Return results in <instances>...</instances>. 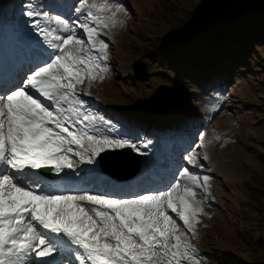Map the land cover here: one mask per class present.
<instances>
[{"label":"rangeland","instance_id":"obj_1","mask_svg":"<svg viewBox=\"0 0 264 264\" xmlns=\"http://www.w3.org/2000/svg\"><path fill=\"white\" fill-rule=\"evenodd\" d=\"M44 1L7 0L4 4L0 0V18L14 20L28 6L37 9L44 28L52 31L57 26L54 22L49 24L44 14L60 15L70 27L76 26L77 38L84 39L85 46H89L84 30L79 27L88 20V8L82 0H61L60 7H54V0ZM94 2L102 4L105 0H88L89 5ZM107 2L110 10L95 14L111 17L116 7L123 9L115 16L118 23L109 22L108 28L92 24L97 27V49L92 54L100 57V63L108 71L96 79L84 76L75 93L83 101L81 115L67 112L65 115L78 121L76 127L90 130V134L97 132L129 140L136 145L134 150L138 149L141 160L146 157L144 166L148 170L150 163L157 164L164 156L162 135L170 133L166 131H172L173 124L194 126L195 134L185 131L173 138L174 145L183 144V149L179 150L181 157L172 183L179 180L182 186L193 187L183 177V169L188 168L200 183L194 191L203 211L197 214L191 228L183 225L171 210L169 215L186 232L203 264H264V49L252 47L249 54L235 55L226 60L227 64L221 57L204 54L203 44L193 42L195 14H190L195 12V5L198 11L202 7H214L213 0ZM53 35L66 36V33L61 30ZM156 35L158 39H154ZM100 42L107 45L106 50H99ZM175 43L177 47L171 46ZM166 44L170 47L161 46ZM185 46L189 49H184ZM195 49L199 51L197 58H193ZM206 57L203 70L195 72ZM187 58L194 59L193 65L190 66ZM134 63L140 65L137 73L146 74L147 79L139 80L135 76ZM214 68L216 72L211 73ZM211 74L221 75L216 79ZM83 115L90 119L79 122ZM133 137L137 138L134 142ZM72 147L82 151L78 146ZM193 153L195 162L189 164L188 157ZM74 168L80 175V171L88 169V164L79 158ZM204 177L209 179L204 181ZM144 179L142 184L147 186L146 180H156L151 175H145ZM140 192L108 196L135 198ZM91 194H105V191ZM205 255L209 259H203ZM32 259L30 254L26 264H31ZM182 264L190 262L182 261Z\"/></svg>","mask_w":264,"mask_h":264},{"label":"snow or ice","instance_id":"obj_2","mask_svg":"<svg viewBox=\"0 0 264 264\" xmlns=\"http://www.w3.org/2000/svg\"><path fill=\"white\" fill-rule=\"evenodd\" d=\"M82 3L88 8V20L79 27L89 46L77 38L76 26L70 27L60 15L44 14L49 24L57 26L52 31L34 19L33 29L57 54L26 76L21 85L0 93V264H26L30 254L55 261L54 254L65 248L72 264H200L186 232L168 211L188 228L203 211L194 191L200 183L188 168L183 169V177L193 187L176 180L167 190L135 198L117 199L89 192L56 194L44 191L46 185L42 188L38 170L59 174L74 169L72 155L91 164L106 150L136 148L127 139L90 134L65 115H81L83 101L75 93L84 76L96 79L108 71L100 57L92 54L97 49V27L92 24L108 28L109 22L118 23L115 16L123 11L116 7L111 17L102 18L95 13L110 10L107 0L102 4L89 5L88 0ZM26 15L40 14L27 11ZM61 30L66 36L53 35ZM100 44L99 50H106L107 45ZM89 119L83 115L79 122ZM73 145L82 151H75ZM195 159L193 153L188 157L189 164ZM208 179L204 177V181Z\"/></svg>","mask_w":264,"mask_h":264},{"label":"trees","instance_id":"obj_3","mask_svg":"<svg viewBox=\"0 0 264 264\" xmlns=\"http://www.w3.org/2000/svg\"><path fill=\"white\" fill-rule=\"evenodd\" d=\"M213 2L214 7H202L199 11L198 5L193 6L195 12L190 14V16L195 14L192 22L195 23L193 42L203 44L204 54L221 57L227 64L226 60H230L235 55L249 54L252 47L264 49V0H213ZM157 30L158 27L156 28L158 33ZM158 37L156 35L154 39ZM177 42L179 43L178 40ZM178 43L171 46L177 47ZM161 46L170 47V44ZM184 49L189 48L185 46ZM194 52L193 58L199 57V51L195 49ZM208 57L203 58L200 64L202 66H199L200 68L195 72L203 70L204 62ZM187 59L190 66L193 65L194 59L191 62L189 58ZM257 236L262 237L261 234Z\"/></svg>","mask_w":264,"mask_h":264},{"label":"water","instance_id":"obj_4","mask_svg":"<svg viewBox=\"0 0 264 264\" xmlns=\"http://www.w3.org/2000/svg\"><path fill=\"white\" fill-rule=\"evenodd\" d=\"M135 76L139 80L147 79V75L137 73L139 64L134 63ZM103 170L111 174L114 178L121 180L136 174L141 166V154L134 151L130 146L122 149L106 150L99 156ZM48 169H41L46 177H54L55 173L47 172Z\"/></svg>","mask_w":264,"mask_h":264},{"label":"bare ground","instance_id":"obj_5","mask_svg":"<svg viewBox=\"0 0 264 264\" xmlns=\"http://www.w3.org/2000/svg\"><path fill=\"white\" fill-rule=\"evenodd\" d=\"M47 0H45L44 2H46ZM54 2V1H53ZM46 4V3H45ZM47 6V5H46ZM54 7H56V5L54 6ZM64 8H66V6L64 7ZM34 12H37V9L36 8H34V10H33ZM40 18V17H39ZM41 20V19H40ZM41 22V21H40ZM51 30H52V28H51ZM42 42L44 43V46H45V48H49V45L47 44V43H45V41L42 39ZM48 54L51 56V57H54V54H57L56 53V50L55 49H53L52 51H49L48 52ZM179 124H176V126H178ZM171 152L173 153V150H171ZM72 160L74 161V162H76L77 160H79V158L78 157H73L72 158ZM164 160H167L168 161V165L167 166H165V164H163V162H164ZM143 167H142V170L143 171H145V169H146V167L144 166L145 165V163H147V159H146V157L144 156L143 157ZM88 164V169L91 171V176H95V177H99V173H100V170L98 169V168H96L95 167V164H89V163H87ZM158 167V169L160 170V172L161 171H163V173H162V176H161V182L164 184L165 182H167V181H169L170 179H173L174 177H173V174H172V171H173V169H174V165H173V163H171V155L170 154H166L162 159H160V161H159V163H158V165H157ZM75 171H77V168H74V169H72L71 170V172H70V170H67V169H65L63 172H61V174L63 175L62 176V180H65V178H72V177H74L75 175L73 174ZM40 173H41V175H44V173L42 172V171H39ZM76 177V176H75ZM90 178L91 177H89V178H85L83 181H86V182H89L90 181ZM133 178H136L135 180H134V184L135 185H137L138 184V177H133ZM82 181V182H83ZM93 182V180H91L90 181V183H92ZM168 183H172V181L171 182H168ZM110 189H115V191H117V189L115 188V187H109ZM88 189V188H87ZM119 192H115V193H119V195H122L123 193H124V191H122V190H118ZM238 258V257H237ZM40 263H41V261H40Z\"/></svg>","mask_w":264,"mask_h":264}]
</instances>
